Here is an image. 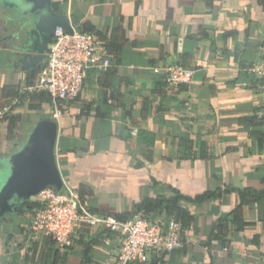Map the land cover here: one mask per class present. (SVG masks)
<instances>
[{
	"label": "crops",
	"instance_id": "obj_1",
	"mask_svg": "<svg viewBox=\"0 0 264 264\" xmlns=\"http://www.w3.org/2000/svg\"><path fill=\"white\" fill-rule=\"evenodd\" d=\"M52 2L82 29L88 22L116 61L108 71H88L80 95L60 104L62 187L111 215L132 214L147 198L183 197L187 243L133 264H264V85L249 71L264 56V1ZM29 3L0 0V110L19 99L22 137L35 124L27 129L25 115L38 112L29 104L39 100L20 95L41 63L23 68L8 47ZM178 65L193 69L188 82L152 71ZM46 104L40 102L48 113ZM15 150L0 122V175ZM9 213L0 218V264H115L116 234L82 232L81 241L61 248L50 237L35 238L29 216ZM220 219L227 246L214 237Z\"/></svg>",
	"mask_w": 264,
	"mask_h": 264
},
{
	"label": "built area",
	"instance_id": "obj_2",
	"mask_svg": "<svg viewBox=\"0 0 264 264\" xmlns=\"http://www.w3.org/2000/svg\"><path fill=\"white\" fill-rule=\"evenodd\" d=\"M72 32L56 26L47 57L39 66L36 78L23 88L22 94L45 92L54 109L53 118L60 115V104L76 99L90 70L105 71L113 65V55L99 34L81 28L80 22H70ZM154 73L167 72L169 82H188L193 69L184 66H154ZM249 71L264 85V56L249 67ZM19 99L0 110L9 111ZM38 206L29 214L30 229L35 238L50 237L61 248H68L86 229L103 228L115 232L118 238L115 264L146 262L163 252H170L187 243V231L172 215L148 217L137 213L127 219L111 214L92 212L81 203L79 193L65 184L60 190L46 186L35 195Z\"/></svg>",
	"mask_w": 264,
	"mask_h": 264
},
{
	"label": "water",
	"instance_id": "obj_3",
	"mask_svg": "<svg viewBox=\"0 0 264 264\" xmlns=\"http://www.w3.org/2000/svg\"><path fill=\"white\" fill-rule=\"evenodd\" d=\"M28 1V14L23 21L15 22L8 47L23 68L37 67L47 57L56 26L72 32L69 17L55 10L52 0ZM57 136V121L42 118L29 130L20 148L4 162L6 173L0 175V218L16 211L22 202L46 186L62 188L55 153Z\"/></svg>",
	"mask_w": 264,
	"mask_h": 264
},
{
	"label": "trees",
	"instance_id": "obj_4",
	"mask_svg": "<svg viewBox=\"0 0 264 264\" xmlns=\"http://www.w3.org/2000/svg\"><path fill=\"white\" fill-rule=\"evenodd\" d=\"M82 26H83V29L86 31L92 30V27L89 26L88 22H84L82 24ZM263 45H264V42H263ZM112 60H113V65H114L116 63V61L114 60V58H112ZM112 66H110L105 71L110 70L112 68ZM161 86L167 87L168 84L164 82L161 84ZM162 94H165V92H163ZM24 97H27L28 101H32L34 99L39 100V102L37 104L30 103L29 109H32V110H35L38 112H43V114L41 115V118L54 119L53 117H51V115L49 113H45L44 110L42 109L41 105H40V102H42V101H47V102L49 101L50 102V98L47 95V93L41 91V92H32V93H27V94H21L20 100ZM74 100H71V101H74ZM15 107H17V106L13 105L9 111L5 112L2 116H0V122L4 126V133L6 134V139L11 143L12 150L17 149L22 144V141L24 140V138L27 135V134H25V136H23V137L21 136L20 127H21V123H22V115L19 112H14ZM259 139H260V142L264 140V133L262 132V130L259 131ZM63 151H64V149H62V153H63ZM148 160L151 161V156L148 157ZM241 194L243 195L242 192L240 193V195ZM79 195H81V193ZM208 196L209 195H206V197H208ZM182 198L183 197L181 195H178V194L176 196L169 197V198H165L163 196L147 198L139 206H137V210L135 212H133L132 214H129V215L114 214V215H115V217H117L119 219H127V218L139 213L138 211H140V210L144 211L143 214L148 215V217H150V216L154 217V216L159 215V214H168V215H172L175 218L179 219L182 222L183 227L187 228V226H188V221L186 218L187 212L184 208H182V206L179 203ZM36 206H38V202L36 200H32L31 198H29L26 201L22 202V204L18 207L16 212L15 211L13 212V214H14V216L15 215L21 216V215H23L24 210H32ZM89 209L92 212L99 213L94 208L89 207ZM152 211H157L159 213H156L155 215H150L149 213ZM164 211H166V213H164ZM231 216H232V222L236 225V228H238V229L241 228L242 226L240 224L237 225L238 220H237V218H235V216H238L237 215V208L232 210ZM226 223H227L226 219H224V220L220 219L214 226V228L216 229L214 237H216V239H218L221 242V244L224 246H227L228 242L223 240V238H221L220 236L223 233L225 234L223 229L226 226ZM84 232H91V235L95 236L96 239L99 237H103V236H107V235L109 236L111 234H116L115 232H112V231H109L108 229H103V228L86 229ZM77 240L81 241V237H78L74 241V243ZM93 243H94L93 241H91V242L88 241L87 246L93 245ZM97 243H98V241H97ZM182 247H180V248H182ZM180 248H177V249H180ZM177 249H174L172 251H175ZM163 253H165V252H163ZM155 258H157V257H154L151 260H153Z\"/></svg>",
	"mask_w": 264,
	"mask_h": 264
},
{
	"label": "rangeland",
	"instance_id": "obj_5",
	"mask_svg": "<svg viewBox=\"0 0 264 264\" xmlns=\"http://www.w3.org/2000/svg\"><path fill=\"white\" fill-rule=\"evenodd\" d=\"M46 106V110L47 112L51 115V117H53V112H54V109L53 107L51 106V104H49V101L47 102V104L45 105ZM61 109V108H59ZM41 113L42 112H34V113H31L30 114V111L28 112V115H25L24 119L27 121V129H28V125H30L31 123H36L38 120L42 119L41 118ZM57 119V118H55ZM27 131V130H26ZM25 131V133H26ZM25 136V135H24ZM8 147L7 145V142L4 141V150ZM57 150V149H56ZM2 171H5L4 170V166L2 168ZM4 173V172H3ZM32 200H35V196L31 197ZM82 203V202H81ZM31 210H24V213L25 215L29 216ZM30 217V216H29Z\"/></svg>",
	"mask_w": 264,
	"mask_h": 264
},
{
	"label": "flooded vegetation",
	"instance_id": "obj_6",
	"mask_svg": "<svg viewBox=\"0 0 264 264\" xmlns=\"http://www.w3.org/2000/svg\"><path fill=\"white\" fill-rule=\"evenodd\" d=\"M15 212H16V211H15ZM6 214H7V213H6ZM6 214H5V215H6ZM9 214H10V213H9Z\"/></svg>",
	"mask_w": 264,
	"mask_h": 264
}]
</instances>
